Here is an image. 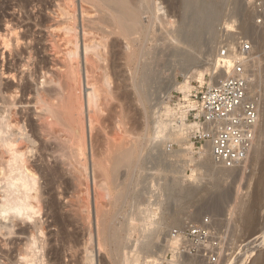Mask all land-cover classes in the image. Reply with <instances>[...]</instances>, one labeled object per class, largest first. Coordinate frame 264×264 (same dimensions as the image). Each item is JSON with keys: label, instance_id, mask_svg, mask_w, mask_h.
Listing matches in <instances>:
<instances>
[{"label": "bare ground", "instance_id": "1", "mask_svg": "<svg viewBox=\"0 0 264 264\" xmlns=\"http://www.w3.org/2000/svg\"><path fill=\"white\" fill-rule=\"evenodd\" d=\"M62 1L58 7L60 17L58 24L60 28H57L60 29L59 34L63 35V38L66 35V38H64L67 42V44L65 43L67 45L66 56L63 57L62 60H57L58 63L54 64V68L52 67L53 69L51 68V73L49 71L46 75L44 74L43 77H45V79L43 78L44 81H42L43 83L41 84L43 86H49L51 84L58 86L63 98L57 103L51 102L43 97V93L46 90L40 91L38 89L37 97L39 103L43 106L44 113L42 114L43 111H40L41 114L36 117L39 119L38 126L40 125L41 127V133L44 131L45 134L46 131H49L55 135L57 134L55 133V129H57L56 131H58V133L60 132L59 134L64 132L66 135L63 140V148L67 151L66 156H68L72 163L71 165H73L72 170H70L72 182L71 184L67 183L66 190H70L72 195L79 199L81 193L80 187L85 184L88 187L90 180H92L94 187L93 200L96 204L95 219L99 246L103 247L108 240L107 204L105 203L106 205H104L103 201L110 200L112 191L122 186V183L117 182L120 175V167L125 166L128 169L127 174L124 175L125 180L123 182L127 180L129 175L134 174L136 165L133 160L137 156V151L135 149L128 148H122L119 150L118 154L112 158H105L96 151L95 131L100 122L101 115L104 112V106L110 105L113 98V100L120 102L125 96L124 92L121 96L115 95V92L111 89L110 70L101 65V63L106 60L103 53L104 50L109 48L120 49L119 54L120 56L122 55L125 60L126 69H124V74L131 73L130 80L132 81V91L135 100L143 105L145 104L144 101H146V103L154 102L152 129L148 134L147 141L153 147L154 155L149 156V159H153L155 163L160 161L161 165V160H164L165 163V160L166 162H172L173 159H177L178 162H181L183 159L186 163H193V159L187 160L186 158L187 153L192 151L195 145L192 142L191 131L197 128L199 124L197 122L188 123L186 120L187 111L182 113L175 112L174 109L166 103L170 102L173 98V92L184 94V97L188 100L193 89L192 81L197 79L204 85L206 74L212 77V81H210L211 84L209 83L210 85L225 79L226 73L222 70L218 71L216 65L219 50L217 42L215 43V41L218 39V27H221L219 25L222 13L220 5H205L203 0H170L169 6H171V9H179L180 12L183 13V15H181L182 17L179 16L181 17L179 18L181 19L180 22H177L180 26L178 25L179 28L176 26V29L174 27L175 31L178 29L177 33L174 30L170 32L167 29L164 30V28H161L166 32L163 33V31L160 30L161 32L159 33H163V35L157 37V34L155 33L154 35L153 33L154 26L158 25L156 21L159 22L160 27L163 24L166 28L169 25L168 27H172L171 29H173L175 25L174 22H169V18H166V20L165 17L159 15V13H162V8H160L157 3L155 4L156 1ZM77 2H79L80 6L77 5ZM241 3L244 8L247 6L249 7V0H242ZM249 10H251L250 7ZM144 16H148V23H146L147 20H144ZM252 19H254V17H252ZM232 22L234 23V21ZM233 26L228 25L225 27L232 31ZM11 32L12 31H10V34ZM2 37L3 36H1V38ZM193 39L195 40V45L199 46L198 51L202 52L200 57L196 55V51L192 54L189 51H192V49H184V45L190 40L193 41ZM241 39H243V37ZM61 41H63V39H61ZM173 42L175 43L173 44ZM149 43L154 44L153 49H147L148 47L146 45ZM175 44L176 46H173ZM193 45L194 43L192 46ZM200 45L202 48H200ZM215 45L216 47L213 48ZM194 49L195 48H193V51ZM253 60L252 54L251 61L246 64L248 69L252 67L251 62ZM160 61L164 63L162 67L166 71L169 72L175 69V74L173 73L172 76H167L165 79L161 80L157 74L159 71L158 68H161L159 64ZM254 66L255 65H253V67ZM177 75H181L184 78V82H178ZM125 78L128 79L127 76ZM159 80H161L160 83L157 82ZM84 82H86L87 89L85 91L86 93L83 95ZM155 83H159V86H157V90L152 92L151 90ZM28 86L29 84L25 85L24 90L28 89ZM154 88L156 89V86ZM249 91L251 96L257 98L260 104V99L255 96L256 89L254 87L252 75H250ZM17 95L18 92L8 98L9 100L11 99L9 104L12 102L11 104L15 105V107L17 106L16 104H18L16 100L19 98V95ZM151 98L153 99L151 100ZM5 105L7 106V104ZM8 110L10 111L9 108ZM260 111L261 120L258 133L261 132V135H264V108L262 111L261 105ZM14 112L16 113V111ZM8 113H11V116L2 118L3 115H6L3 114L0 117V229H2L0 231L5 229L8 233L10 232V234H13L15 232L14 229L19 226L17 223L20 221L25 224L29 223L32 225L33 229L36 228L37 231L40 230L39 235L42 232V236L44 235L45 227L40 226L39 216L45 208V205H49V203L45 204L46 200H44V195L47 193L43 190L46 187L44 186L43 188L41 181L43 177H50L49 180L47 179V187L54 184L57 180H55V178H58V171L54 170L53 174L49 175L50 171L46 174L44 172L48 171H45L42 165L37 166L33 163L32 156L30 155L34 151L30 145L32 141L26 138L27 134H25V128L22 126L21 122L17 120L18 118L14 119L13 111ZM115 123L118 126V130L120 129V132H122L121 127L126 125L124 118H117V122ZM125 133L124 136H126V138L123 139L124 136L122 135V140L127 139L128 133ZM34 142L35 140L33 143ZM173 143L178 144L180 147L177 151L172 150L171 146ZM258 146L259 145L256 144L252 155L256 153ZM200 149L203 151L201 154H204L205 157H201L200 163L196 165L197 168L211 167L220 176H225L227 173H231L235 170L224 169L214 162L212 149L209 143L202 145ZM142 152L143 149L140 153L142 154ZM164 163L162 166H164ZM41 164L43 163L41 162ZM167 166H169V163L168 165L167 163L165 164V167ZM110 172L113 173L112 180ZM40 177H42V180ZM261 183L264 184V174L262 175ZM52 186L50 190L51 193H53ZM126 187L127 189L134 188V183ZM153 188H155V190L146 192V200L143 204L137 203L136 208L133 209L131 214L130 220L132 221V225L135 222L136 224L133 226V233L130 230L131 233L128 232L125 237L127 245L124 248H126L127 253L121 260L123 264H180L182 256L178 257L173 253L175 242L172 237H168L170 232L167 233V239L163 245L158 246L156 239L159 234L163 232L162 225L165 223L163 215L164 210L168 209V203L171 201L174 202L178 195L184 192L185 189L181 188L180 184L167 185L165 191L162 187L156 188L155 185H153ZM50 191L48 192L49 196ZM123 191L124 190L118 192V195L114 198L116 202L122 197L121 192L123 193ZM156 191H158V193H156ZM84 194L86 200L83 199L81 202L80 199V203L86 205L91 204V190H87ZM228 201L229 192L218 190L212 195L208 202L202 205L198 212L208 211L209 209H211L210 211L215 210L216 212H221L223 206H225ZM53 202L54 201H52L50 208L55 207ZM85 208L88 207L86 206ZM136 211L138 215H140L139 219H135ZM243 211H245V214L248 216L251 214V210L247 208L243 209ZM183 223L184 221H182L181 224ZM56 224H58L57 220ZM226 226L230 227L229 224H226ZM34 233L35 232L30 233L32 237L29 239L28 244H26V249L28 251L33 250L32 252L37 249L38 251L42 249V252H39L41 253L40 256L36 253H30V251L27 252L26 255L20 253L13 258L4 254V261H1L2 264H43V262L47 261L46 256H49V262L58 264L59 256H61L59 252L56 250L55 253H52L54 252L53 246H50L45 236V240L39 242V239L36 237L38 232H36V234ZM114 237L115 243L119 246V249H121L122 246H124L121 236ZM39 243L42 244V246ZM50 247H52L51 250ZM46 249L48 250L47 253H45ZM25 251L23 252L25 253ZM169 252L173 253V257L170 260L166 257ZM260 253L262 254V252ZM257 256L259 257V255ZM251 259L255 261L259 260L255 259V257ZM254 260L249 262L245 258V260L240 259L235 262L233 261V263L229 260L228 264L261 263V261L257 263L254 262ZM85 261H87L85 264H92V261L89 262V259L86 257ZM262 264H264L263 261Z\"/></svg>", "mask_w": 264, "mask_h": 264}, {"label": "rangeland", "instance_id": "2", "mask_svg": "<svg viewBox=\"0 0 264 264\" xmlns=\"http://www.w3.org/2000/svg\"><path fill=\"white\" fill-rule=\"evenodd\" d=\"M61 1L62 0H0V117L3 114L6 115H3L2 118L9 117L11 113L8 112L13 111L14 119L18 118L17 120H19L25 128V134H27L26 138L32 141L30 145L34 151L30 155L32 156L33 163L37 166L42 165L44 167L42 168L48 172L42 171L46 174L50 171L49 175L53 174L54 170L58 171V178H55V180H57L52 184L53 186L50 185L47 187V179L49 180L50 177H43V180L41 179L42 177H40L43 181H41L43 188L44 186L48 188H44L43 190L47 193L45 194L43 192L45 194L44 200L47 201H45V204L49 203L50 205H45L40 215L41 217L38 215L41 220H39L40 226L45 227H42L45 229L44 235L41 236L42 232L39 235L40 230L38 229L39 231H37L36 228L33 229L32 225L29 223L25 224L20 221V223H17L19 226L14 229L15 232L13 234L3 229V231H0V264H2L1 261H4L3 257L5 255H9L13 258L20 253L26 255L27 252L30 251V253H36L40 256L41 253L39 252H42V249H39V251L38 249L36 251L34 250V252H32L33 250L28 251L26 249V244H28L29 239L32 237L30 235L32 232H35L34 234L38 232L36 237L39 239V242L45 240V236L50 246H53L54 252L52 253H55L56 250L59 252L61 256H59L58 264H85L87 263L85 257L89 259V262L92 261V264H123L121 260L127 253L126 248H124L127 245L125 237L128 232L131 233L132 231L133 233V226L136 224L135 222L132 225V221L130 220L133 209L136 208L137 203L143 204L147 198L146 192L155 190L153 185H155L156 188L162 187L165 191L167 185L176 184H180L181 188H184L185 191L181 192L174 202L171 201L168 203V209L164 210L163 217L165 218V223L162 225L163 232H161L156 239L158 246L164 244L167 239V233L171 232L172 229L184 227L187 224H193L205 218H210L219 228H228L231 231V241L228 251V255L230 256L223 258L221 264H228L229 260L233 263V261L235 262L240 259L245 260V258L249 262H252L254 259L252 260L251 258L254 257L255 259H259L256 261L254 260V262L259 263L261 261L259 264H262V261L264 262V184L261 183V179L264 174V135H261V132L258 133L257 144L259 146L248 164L233 170L231 173H227L225 176L218 175L211 167L197 168L196 165L200 163L201 157H205L204 154H201L203 151L200 149L201 145L199 144L194 145L192 150L194 152L189 151L187 153L186 159H193V163H186L183 159L181 162H178L177 159H173L172 162H166L165 160V163L164 160H161L164 166L161 165L160 161H157L156 164L153 162V159H149V156L154 155V153L153 147L147 142L148 134L152 129L154 102L146 103V101H144L145 104L143 105L135 100L132 91V81L130 80L131 73L124 74V69H126L125 60L122 55L120 56V49L118 48L104 50L103 53L106 60L103 61L101 65L110 70L111 89L115 92V95L121 96L124 92L125 96L120 102L113 100V98L110 105L104 106V112L101 115L100 122L95 131V145L97 153L103 155L105 158L116 156L122 148L135 149L137 151V156L134 158L133 162L136 165V170L133 175H129L127 180L123 182L125 180L124 175L127 174L128 169L125 166L120 167V175L117 182L122 183V186L116 190H111V199L105 200V202L103 201L104 205L107 204L108 240L105 246H99L95 219L96 204L93 200L94 187L92 180H90L88 187L86 184L80 187L81 193L79 199L73 196L70 190H66L67 183L71 184L72 182L70 170L73 168L71 161L68 156H66L67 151L63 148V140L66 135L64 132L59 134L60 132L58 133V131H56L57 129H55V133H57L55 135L49 131H46L44 134V131L41 133L40 125L38 126L39 119L37 117L43 111V106L39 103L37 97L38 89L40 91L46 90L43 93V97L51 102L57 103L63 98L58 86L52 84L43 86L41 84L45 79V77H43L44 74L46 75L49 71L51 73L54 64L58 63L57 60H62L67 52V42L64 40L66 35L63 38V35L59 34L60 29H58L60 28L58 24L60 20L58 7ZM153 1H156L155 4L157 3L158 6L162 8V13H159V15H162L165 19L169 18V22H174L175 25H172L173 29H171L172 27H168L169 25L166 28L163 24L160 27L159 22L156 21L158 25L156 24L157 26H154V35L156 33L157 37H161V35L166 32H164L165 29L173 32L172 30H174V27L175 29L176 26L179 28L178 23L181 20L179 18L182 17L181 15H183V13L180 12L179 9V11L177 9H171V6H169L170 0ZM240 1L242 2V0H203V3H205V5H220L221 8L222 18L219 25L221 27H218V39L215 41V43L217 42L218 49L222 42L224 31L226 30L225 26L228 25H235L232 28L233 30H230L232 33L234 32V36L232 37L236 39L243 37L244 40L252 42L254 46V60L251 62L252 67L248 70L254 80V87L256 89L255 96L260 99L261 110L263 111L264 70L262 69H264V28L259 27L256 22L254 23V19H252L253 15L251 10H249L250 5L244 8ZM77 5L80 6L79 2H77ZM146 17L144 16V20H147L146 23H148L149 18L148 16ZM232 21H234V23ZM161 28H164V30ZM160 30L163 31V33L160 34ZM10 31H12L11 34ZM177 31L178 29L175 32L177 33ZM1 36L3 37L1 38ZM61 39H63V41H61ZM191 41L192 40L187 42L189 44L186 43V45H184V49H192V51H189L192 54L196 51V55L200 57L202 52L198 51L199 46L195 45L194 39L192 42ZM174 43L175 42H173V44ZM193 43L194 45L192 46ZM146 46L149 50V48L153 49L154 44L149 43ZM173 46H176V44ZM191 46L195 48L194 51ZM214 47H216V45L213 46V48ZM200 48H202L201 45ZM162 61L159 63L162 69L158 68L159 71L157 73L161 80L165 79L167 76H172L173 73L175 74V69L169 72L166 71L162 67V65L164 66ZM253 65L255 66L253 67ZM126 76L128 79L125 78ZM211 79L212 77L206 74L204 85L197 79L193 80L192 91L194 88H198L199 85H210ZM161 80L157 82L160 83ZM177 80L178 82H184V78L181 75H177ZM159 83L154 84L156 89L153 87L151 90L152 92L157 90ZM27 84H29L28 89L24 90ZM83 87L84 95L87 89L86 82H84ZM16 92H18L19 98L16 100L18 104H16L17 106L15 107V105L11 104L12 102L9 104L11 99L9 100L8 98ZM153 98H151V100ZM187 101L184 94L173 92V98L166 104L172 107L175 112L182 113L188 110L186 106H188L189 102ZM5 104H7V106ZM14 111H16V113ZM43 113L44 111L42 114ZM120 117L124 118L125 124L127 125L124 126L126 129L121 127L123 133L120 132V129L118 130V126L115 123L117 122V118ZM188 123L193 122L189 121ZM125 132L128 133L127 139L122 140ZM124 138H126V136H124L123 139ZM34 140L35 142L33 143ZM192 142L194 143L193 140ZM171 148L177 151L180 147L178 144L173 143ZM142 149L143 152L141 154L140 152ZM41 162L43 164H41ZM166 163L167 165L169 163V166L165 167ZM110 177L112 180V172H110ZM131 183H134V188L127 189L126 186H129ZM51 186L53 193L50 191ZM87 190H91V204L89 205L80 203V199L81 202L83 199L86 200L84 193ZM122 190H124L123 193L121 192L122 197L116 202L114 198L118 195V192ZM218 190L229 192V201L223 206V210L221 212H216L215 210L210 211L211 209H209L208 211L198 212L202 205L208 202L212 195ZM49 191L50 196L48 195ZM156 193H158V191H156ZM52 201H54V208H50ZM245 208L251 210L249 216L243 211ZM136 218H140L137 211L135 215V219ZM56 220L58 224H56ZM182 221H184L183 224H181ZM226 224H229L230 227L226 226ZM114 236H121L124 244L121 249H119V246L115 243ZM168 237H171L170 234H168ZM40 245L42 246V244ZM51 249L52 247H50V250ZM23 251H25V253ZM47 252L48 250L46 249L45 253ZM260 252H262V254ZM257 255H259V257ZM246 256H250L251 258ZM46 260L45 262L47 263L43 262V264H54L53 262H49V256H46ZM180 264L200 263L182 256Z\"/></svg>", "mask_w": 264, "mask_h": 264}, {"label": "built area", "instance_id": "3", "mask_svg": "<svg viewBox=\"0 0 264 264\" xmlns=\"http://www.w3.org/2000/svg\"><path fill=\"white\" fill-rule=\"evenodd\" d=\"M249 3L256 24L264 28V0ZM233 34L226 28L216 60L218 71L226 73L225 79L194 88L186 106L187 122L199 124L191 131L194 144L209 143L214 162L228 170L250 161L261 120L260 104L249 91L250 72L246 67L251 61L253 44L236 39ZM169 234L175 242L173 253L178 257L200 264H221L223 258L230 256L231 231L219 228L210 218L174 228ZM173 253L166 257L172 259Z\"/></svg>", "mask_w": 264, "mask_h": 264}]
</instances>
